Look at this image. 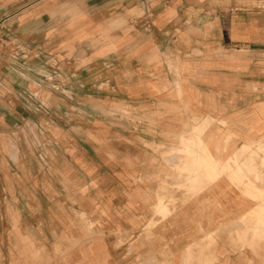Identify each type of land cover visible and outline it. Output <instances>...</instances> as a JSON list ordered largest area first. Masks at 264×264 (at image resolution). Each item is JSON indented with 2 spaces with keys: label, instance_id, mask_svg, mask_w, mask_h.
I'll return each instance as SVG.
<instances>
[{
  "label": "crops",
  "instance_id": "1",
  "mask_svg": "<svg viewBox=\"0 0 264 264\" xmlns=\"http://www.w3.org/2000/svg\"><path fill=\"white\" fill-rule=\"evenodd\" d=\"M0 38V264H259L210 165L264 135V0H0Z\"/></svg>",
  "mask_w": 264,
  "mask_h": 264
},
{
  "label": "rangeland",
  "instance_id": "2",
  "mask_svg": "<svg viewBox=\"0 0 264 264\" xmlns=\"http://www.w3.org/2000/svg\"><path fill=\"white\" fill-rule=\"evenodd\" d=\"M59 83L58 79H56L54 86H58ZM53 90L59 92L61 89L54 88ZM221 123L222 125L224 124L223 122ZM242 144H244L243 149L238 151L239 154L246 153L248 155L247 160L243 161L244 164L242 165V168L238 165V156H236V158H230L226 162L220 164L219 162H216V165H214L215 162H211V170L214 169L217 171L215 173L211 172L212 176L210 178L212 181L213 179L220 177L222 174L236 176V172L234 173L233 170L240 171L241 169L244 172L242 179L245 184L252 183L253 181L258 186V189L250 188V196L258 197L257 201L260 205V209H258V214L248 213L244 216L243 222L244 224L247 222L248 228L247 230H243L238 236L245 238L246 233H250L249 240L244 239L241 241L242 247H249L256 251L258 253V263L264 264V135L253 140H243ZM204 164H206V162L201 161L200 167H203ZM184 186L186 185L179 187L185 188Z\"/></svg>",
  "mask_w": 264,
  "mask_h": 264
},
{
  "label": "built area",
  "instance_id": "3",
  "mask_svg": "<svg viewBox=\"0 0 264 264\" xmlns=\"http://www.w3.org/2000/svg\"><path fill=\"white\" fill-rule=\"evenodd\" d=\"M7 40L5 38H0V51H2L6 46ZM55 89H59L58 86H54Z\"/></svg>",
  "mask_w": 264,
  "mask_h": 264
},
{
  "label": "bare ground",
  "instance_id": "4",
  "mask_svg": "<svg viewBox=\"0 0 264 264\" xmlns=\"http://www.w3.org/2000/svg\"><path fill=\"white\" fill-rule=\"evenodd\" d=\"M194 125V124H193ZM186 126V125H185ZM188 136H190V135H188ZM205 150V149H204ZM211 156V155H210ZM234 157V156H233ZM219 162V161H218ZM219 164H220V162H219ZM214 165H216V163L214 164ZM235 165V164H234ZM217 166H218V164H217ZM215 167V166H214ZM217 171V170H216ZM223 171V170H222ZM223 175V174H222Z\"/></svg>",
  "mask_w": 264,
  "mask_h": 264
}]
</instances>
